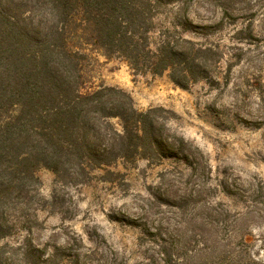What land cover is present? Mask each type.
I'll return each instance as SVG.
<instances>
[{"label": "rangeland", "instance_id": "rangeland-1", "mask_svg": "<svg viewBox=\"0 0 264 264\" xmlns=\"http://www.w3.org/2000/svg\"><path fill=\"white\" fill-rule=\"evenodd\" d=\"M23 7L38 0H0V11ZM155 21L154 44L169 27L209 50L204 72L182 86L171 70L86 45L85 89L125 92L157 136L147 156L107 154L84 169L67 159L60 173L40 166L18 180L6 264L29 245L45 264H264V0H165ZM106 121L123 131L121 118ZM20 148L0 152L16 162L40 147Z\"/></svg>", "mask_w": 264, "mask_h": 264}, {"label": "trees", "instance_id": "trees-1", "mask_svg": "<svg viewBox=\"0 0 264 264\" xmlns=\"http://www.w3.org/2000/svg\"><path fill=\"white\" fill-rule=\"evenodd\" d=\"M164 1L38 0V8L0 11V75L7 73L0 79V149L40 147L35 154L13 151L16 162L9 151L0 152V240L13 229L5 208L12 194L21 196L22 191L16 192L22 184L16 182L33 180L40 166L60 173L67 159L77 158L84 169L91 162L103 164L97 158L107 154L105 163L147 156L157 136L150 129V114L137 111L123 91L85 89L82 61L85 46L92 45L107 56L124 57L134 69L156 74L171 70L182 86L197 81L209 59L207 48L172 34L169 27L160 32L158 44L152 41ZM35 14L41 15L36 21ZM117 92L121 96H112ZM109 117L121 118L122 132L112 129ZM18 249L21 264L47 263L36 255L39 248ZM7 253L0 245V264H6Z\"/></svg>", "mask_w": 264, "mask_h": 264}]
</instances>
